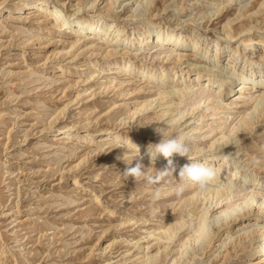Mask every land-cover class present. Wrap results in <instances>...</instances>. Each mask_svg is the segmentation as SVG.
Listing matches in <instances>:
<instances>
[{"label": "rangeland", "instance_id": "rangeland-1", "mask_svg": "<svg viewBox=\"0 0 264 264\" xmlns=\"http://www.w3.org/2000/svg\"><path fill=\"white\" fill-rule=\"evenodd\" d=\"M48 1L67 14L115 16L127 36L181 22L180 32H193L201 46L229 44L261 62L264 73V0H153L150 6L135 0ZM75 39L70 28L60 30L43 10H31L22 0H0V264H141L144 252L157 258L153 264H170L176 255L175 264H247L239 255L223 261L218 237L206 249L196 242L180 253L179 240L193 232L204 203L203 192L191 199L198 187L175 191L180 169L191 162L187 157L174 155L176 171L158 184L123 173L136 163L125 160L138 154L125 139L143 147L159 143L156 129L183 108L176 96L159 99L155 82L139 72L159 74L171 61L150 42L123 49L88 36ZM248 39L255 44L246 52L241 40ZM114 46L113 55L105 56ZM122 59H130L135 70L121 69ZM181 66L188 74L171 83L170 72L169 84H190L195 68ZM231 95L218 105L199 103L173 128L186 136L193 160L204 161L215 141L216 151L224 149L211 162L214 168L231 149L242 174L264 181V121L233 144L243 132L230 128L256 102ZM257 107L264 113V103ZM109 131L119 137L107 139ZM223 133L231 140L220 139ZM139 155L150 175L168 163L165 157ZM227 174L223 170L208 186L222 185ZM180 220L173 240L152 235Z\"/></svg>", "mask_w": 264, "mask_h": 264}, {"label": "bare ground", "instance_id": "bare-ground-1", "mask_svg": "<svg viewBox=\"0 0 264 264\" xmlns=\"http://www.w3.org/2000/svg\"><path fill=\"white\" fill-rule=\"evenodd\" d=\"M135 2L139 6L141 3L144 5L143 2L147 6H150L153 0H135ZM22 4L31 10H43L51 23L60 30L63 27L70 28L76 34L74 41L76 43L80 42L83 37L88 36V38H97L107 43L118 44L123 49L130 46L141 47L144 42L146 45L150 42L153 45L152 47L158 46L157 54H162L165 60L171 61L172 65L168 66L167 70H161L159 74H153L152 70H146L145 68L139 69V72L143 78L155 82L154 85L157 86L159 99L176 96L183 103L182 109L178 110L175 115L169 116L170 119L165 123L166 126H174V123L180 120L186 112L199 108V103L218 105L223 101L225 95H231L232 93L238 95L237 98H245L244 101L252 100L256 102L253 109L240 114L238 122L230 128L231 133H235L237 130L243 132L237 135V139L234 138L233 144L239 142L238 140L242 139L243 136L245 137L246 133L252 132L255 125L264 121V113L257 112V105L264 103V73L260 67L261 62L255 63L245 56L244 58L237 50L233 51L234 47H231L229 44L225 46L216 44L212 48H208L207 45L203 47L199 42L200 38H196L193 32V34L180 32L183 27V24L179 27L181 22H178L176 28L166 27L161 29L158 26H154L151 31L141 32L137 36H127L125 27L116 23L115 16H113L112 20H105V15L102 13L90 17L76 14V11L72 14H67L61 6L53 4L48 0H22ZM180 7L182 9V5ZM183 22L185 21L183 20ZM193 27L195 28V26ZM224 34H226V37H231L228 32ZM252 39L241 40L244 45V51L249 52L254 49L255 43H253ZM241 44L238 43V45ZM189 46L191 48L190 51L187 50ZM116 48L115 46L109 47L105 52V56H112ZM225 59L226 62L223 63ZM120 64L121 66L119 67L121 69H126L127 71L135 70L130 59H122ZM183 64L195 68L194 77L191 78L190 84H169L168 75L170 72H173V76L170 78L171 83L174 77L184 78L188 74V70L183 72L181 66ZM235 82H237L236 85H234ZM253 89H256L257 93L249 94L250 96H248L246 91ZM232 104L233 102H229L228 106ZM164 111L166 113L170 109H165ZM181 133L184 134L183 132ZM114 134L109 131L105 136L107 139H117L119 136ZM224 134L220 139L229 138L228 135ZM125 142L131 145L134 143L139 148L140 153L146 157H150L148 155V146L143 147L140 141H133L127 138ZM214 145L215 141L207 149L209 154L204 158V161L211 166L214 157L216 158L218 152L224 149L220 148L216 151ZM226 147H230V145ZM230 150L223 152L220 156L219 160L221 164H218L215 168L216 175L212 180L215 182L218 178L217 175L226 170L228 174L222 178L223 184L211 188L207 186L204 190L200 189L193 192L194 194L191 199L199 195L201 196L203 192V207L200 210L199 219L194 225L193 232L185 238H180L178 248L182 254L186 252L188 246L191 247L192 243L200 242L204 246L203 249H206L218 237L216 246L222 248L223 261H229L232 256L239 255L240 259H246L244 261L247 264H264V181L257 179L249 180L247 175L242 174L240 165L236 164L237 161H232L233 158L229 153ZM162 158L163 155L158 154L155 159L160 160ZM213 208L220 209L219 213H213ZM181 220L152 235L164 240H173L177 234L176 231L179 228L181 229L184 223ZM221 235H224V237L222 238ZM250 244H255L256 246L245 254L242 253L240 255ZM191 249L193 250V247ZM193 254H196V252L193 251ZM256 254L257 256L254 259L251 258ZM176 256L171 259L170 264L177 262L178 257ZM156 261L157 258L148 254V252H144L141 264H153Z\"/></svg>", "mask_w": 264, "mask_h": 264}, {"label": "clouds", "instance_id": "clouds-1", "mask_svg": "<svg viewBox=\"0 0 264 264\" xmlns=\"http://www.w3.org/2000/svg\"><path fill=\"white\" fill-rule=\"evenodd\" d=\"M156 131L161 136V139L159 143L148 146V155L152 159H155L158 154L163 155L168 161L167 165L161 170H155V175L146 173L141 162L142 157L139 155V148L132 143L134 145L132 150L138 154L134 155L130 160H124L129 165L132 164L133 160H136V163L135 166L127 167L123 172L124 175L134 177L136 180L143 179L148 183L158 184L166 177L173 176L176 168L172 157L179 155L187 157L191 162L180 169L179 182L175 186V191L181 193L186 186L198 187L201 190L206 189L208 184L214 179L216 169L202 160H193L189 155L190 149L186 143V136L174 130L172 125L157 128ZM156 195L159 196V190H157Z\"/></svg>", "mask_w": 264, "mask_h": 264}]
</instances>
